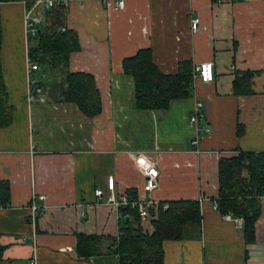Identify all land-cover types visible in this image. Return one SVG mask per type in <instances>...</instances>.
<instances>
[{"label":"crops","instance_id":"0c3cea01","mask_svg":"<svg viewBox=\"0 0 264 264\" xmlns=\"http://www.w3.org/2000/svg\"><path fill=\"white\" fill-rule=\"evenodd\" d=\"M24 8L23 1L0 4V64L14 107L11 123L0 128V181L8 187L0 204V264H117L107 240L98 255L75 251L77 234L114 237L128 217L94 196L99 188L106 197L108 177L116 193L132 189L138 201L198 200L200 224L162 242L163 264H264V196L252 242L243 241V222L225 218L215 200L220 157L264 152V0H124L122 8L112 0L72 1L65 26L76 32L80 49L69 54L67 68L92 75L101 99L92 118L49 94L57 71L32 74L43 82L44 99L24 100L26 49L36 43L24 31ZM194 17L199 26L192 32ZM141 48H150L163 73L182 61L192 68L211 60L212 81L191 76L187 98L164 110L138 109L121 62ZM239 71L258 72L249 94L232 92ZM195 101L203 112L196 125L205 129L198 152L188 122ZM152 165L157 187L147 192L143 169ZM33 193L45 196V208L32 222ZM140 225L152 231L149 219Z\"/></svg>","mask_w":264,"mask_h":264},{"label":"trees","instance_id":"16d2710c","mask_svg":"<svg viewBox=\"0 0 264 264\" xmlns=\"http://www.w3.org/2000/svg\"><path fill=\"white\" fill-rule=\"evenodd\" d=\"M32 0H0L1 3ZM42 21L35 34L36 43L28 48V55L41 72L57 71L60 74L55 98L76 105L85 116L92 118L100 113L101 99L92 75L70 72L68 57L80 49L77 34L65 26L66 9L51 7L41 12ZM63 28V29H62ZM1 45V29H0ZM123 73L133 82L134 105L144 110H164L172 100L187 98L192 91L191 65L188 61L177 64L173 73H163L152 60L150 48L138 49L121 62ZM252 71L235 72L232 82L234 95L251 93ZM42 81L38 85L42 87ZM14 107L8 102L0 64V128L11 123ZM216 205L221 214L240 217L243 222L244 242H252L254 222L259 215V197L264 196V152L238 151L217 161ZM128 199H135V191H125ZM8 199L6 182L0 181V204ZM119 215L128 216L119 222L116 236L77 234L75 251L79 257L98 255L104 240L107 253L117 264H163L162 242L178 240L187 225L200 224L198 200L178 199L159 201L147 206V219L152 231H143L135 208L121 205Z\"/></svg>","mask_w":264,"mask_h":264},{"label":"built area","instance_id":"2783aa9c","mask_svg":"<svg viewBox=\"0 0 264 264\" xmlns=\"http://www.w3.org/2000/svg\"><path fill=\"white\" fill-rule=\"evenodd\" d=\"M74 0H32L29 5L25 4L24 13H23V26L24 31L31 35H35L38 31V26L42 21V14L37 11L38 8L49 9L55 6H61L64 9H67L70 4ZM81 1V0H78ZM114 5L118 8H122L124 4V0H112ZM246 1V0H243ZM199 19L198 17H194L190 21V29L192 32L198 30ZM63 29V28H62ZM39 70L38 65L33 62L28 55V48L26 49V73H27V85L24 93V100L26 103L30 104L35 100L42 102L44 99V94L41 86L38 85L40 80L37 77L32 76L35 72ZM192 78H198L203 82L212 81V61L205 60L201 61L192 66L191 69ZM202 104L199 101H195L191 114L188 118V122L195 126V130L193 136L190 140V144L194 152L199 151V136L205 131V129L197 126L196 124L203 118V112L201 111ZM144 176V189L147 192H151L154 188L157 187V178H158V170L155 166L145 167L143 169ZM107 194L106 197L103 198L102 191L99 188H95L93 190L94 196L97 198V201H103L104 203L111 204L116 209L121 205H128L130 208H135L140 220L147 219V206L154 205L155 203L151 201H138L136 199H128L125 193H116L114 188V182L112 177L107 178L106 182ZM44 199L45 196L41 194L33 193L29 199V203L27 208L29 209V214L31 217V221L33 222L34 218L41 213L44 208ZM215 208V205H213ZM225 218H229V214L225 215ZM234 222L236 224L242 223V219L240 217H234ZM25 236H22L24 239ZM28 264H36L35 259H31ZM174 264H185L182 261H177Z\"/></svg>","mask_w":264,"mask_h":264}]
</instances>
